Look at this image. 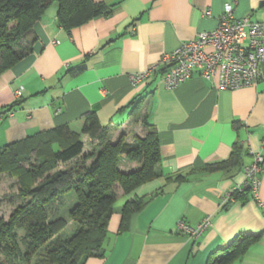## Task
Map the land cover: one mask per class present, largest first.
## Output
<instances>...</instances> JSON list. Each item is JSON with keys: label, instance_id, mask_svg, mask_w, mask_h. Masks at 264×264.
<instances>
[{"label": "crops", "instance_id": "obj_1", "mask_svg": "<svg viewBox=\"0 0 264 264\" xmlns=\"http://www.w3.org/2000/svg\"><path fill=\"white\" fill-rule=\"evenodd\" d=\"M94 1L113 5L111 13L70 32L57 24L51 3L35 26L32 52L0 73V145L61 124L79 131L91 111L114 136H143L140 118L124 107L142 93L139 112L156 129L160 175L121 193L107 224L104 254L84 264H207L211 252L221 253L242 231L260 237L231 264H264V170L258 201L249 193L229 196L243 183V167L262 152L264 63L256 85L235 89H218L198 73L167 88L159 64L164 53L214 28L225 4L234 18L264 22V0ZM156 64L141 83L130 82L131 74ZM18 87L20 104L11 115L2 114L17 99ZM234 150L233 163L209 168L229 160ZM131 197L146 202L122 229L120 208ZM204 217L209 225L195 239L178 229L179 220L196 225Z\"/></svg>", "mask_w": 264, "mask_h": 264}, {"label": "trees", "instance_id": "obj_2", "mask_svg": "<svg viewBox=\"0 0 264 264\" xmlns=\"http://www.w3.org/2000/svg\"><path fill=\"white\" fill-rule=\"evenodd\" d=\"M52 1L56 3V22L67 32L110 14L113 8L94 0H0V73L32 52L37 40L35 26ZM20 97L4 107L2 114L12 113ZM142 99L139 93L124 106L134 120L140 118L145 129L143 136L135 135L132 140L124 131L114 136L111 126L102 124L91 111L84 115L79 131L61 124L0 145V174L15 180L21 200L7 219L0 217V264H84L89 257L104 254L107 224L117 200L116 186L129 194L160 175L157 132L139 112ZM84 134L92 143L88 150L81 138ZM235 153L209 168L233 163ZM262 154L264 167V137ZM131 163L134 166L130 169ZM69 192L74 195L72 205L70 197L64 198ZM242 192L252 196L247 187L233 189L229 196ZM145 202L142 197L123 202L120 228ZM69 221L75 229L62 238L59 233ZM259 237L260 233L239 232L221 253L211 252L206 263L231 264Z\"/></svg>", "mask_w": 264, "mask_h": 264}, {"label": "built area", "instance_id": "obj_3", "mask_svg": "<svg viewBox=\"0 0 264 264\" xmlns=\"http://www.w3.org/2000/svg\"><path fill=\"white\" fill-rule=\"evenodd\" d=\"M263 63L264 22L251 21L247 17L234 18L231 4H225L214 28L199 32L194 39L164 53L159 64L163 68V83L167 88H174L198 73L206 80L213 81L218 89H235L256 85ZM156 67L158 64L131 74L130 82L133 85L141 83ZM21 94L22 87L14 90L16 98ZM59 110L60 107L56 109ZM11 114L9 111L8 115ZM262 162V152H256L253 161L243 167L242 185L234 188H249L256 201L259 200L260 173L264 170ZM208 225V217L196 225L177 221L178 229L194 239Z\"/></svg>", "mask_w": 264, "mask_h": 264}, {"label": "rangeland", "instance_id": "obj_4", "mask_svg": "<svg viewBox=\"0 0 264 264\" xmlns=\"http://www.w3.org/2000/svg\"><path fill=\"white\" fill-rule=\"evenodd\" d=\"M51 3H55V2L52 1ZM85 144L88 150L92 143L89 140L86 141ZM16 191H17V185L15 184V180L6 174H0V217L1 218L7 219L11 211L20 203L21 200L18 197ZM115 192L117 195V201L115 203V207H116L119 206L120 201H122V197H120L122 190L118 186H116ZM66 194L67 195L64 196V198L66 199L70 197L69 203L71 202V200L73 202L74 201L73 193L69 192ZM64 210L66 212L67 207L64 208ZM74 229H75V225L71 221H69L67 226L62 231H60L59 236L62 238L68 237L73 233Z\"/></svg>", "mask_w": 264, "mask_h": 264}]
</instances>
